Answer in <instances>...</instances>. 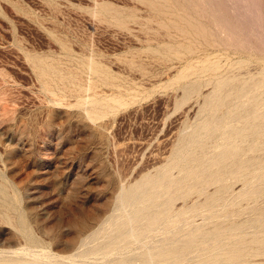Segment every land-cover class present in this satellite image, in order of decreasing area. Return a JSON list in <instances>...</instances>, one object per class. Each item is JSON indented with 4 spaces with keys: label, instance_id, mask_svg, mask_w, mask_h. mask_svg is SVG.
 <instances>
[{
    "label": "rangeland",
    "instance_id": "obj_1",
    "mask_svg": "<svg viewBox=\"0 0 264 264\" xmlns=\"http://www.w3.org/2000/svg\"><path fill=\"white\" fill-rule=\"evenodd\" d=\"M0 264H264V0H0Z\"/></svg>",
    "mask_w": 264,
    "mask_h": 264
},
{
    "label": "bare ground",
    "instance_id": "obj_2",
    "mask_svg": "<svg viewBox=\"0 0 264 264\" xmlns=\"http://www.w3.org/2000/svg\"><path fill=\"white\" fill-rule=\"evenodd\" d=\"M261 140V139H260ZM159 211H160V209H159ZM205 223V222H204ZM191 227V226H190ZM130 235V234H129ZM145 241V240H144ZM144 243V242H143ZM101 249V248H100ZM16 255V254H15ZM31 255V254H30ZM78 256V255H77ZM153 256V254H150V257H152ZM109 258H111V257H109ZM67 262V261H66Z\"/></svg>",
    "mask_w": 264,
    "mask_h": 264
}]
</instances>
